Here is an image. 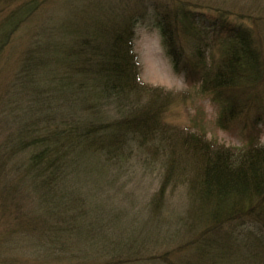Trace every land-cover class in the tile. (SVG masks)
Segmentation results:
<instances>
[{
	"label": "trees",
	"instance_id": "1",
	"mask_svg": "<svg viewBox=\"0 0 264 264\" xmlns=\"http://www.w3.org/2000/svg\"><path fill=\"white\" fill-rule=\"evenodd\" d=\"M29 1L6 15L0 50L34 11L36 0ZM77 1L83 3L74 8L66 4L70 21L45 32L54 39L44 40L20 62V81L26 82L20 94L30 103L18 110L22 125L15 137L19 140L14 137L0 145L5 158L0 156L9 165L15 162L19 171L17 181L5 183L0 201L16 202L15 209L21 213L8 215V225L15 228L6 229L0 244L18 232L22 248L34 254L35 264H102V259L109 264H141L142 256H147V240L92 237L94 223L86 224L78 210L83 209L85 197L74 195L68 181L93 170L104 174L115 164L119 168L129 156L147 170L152 158L159 156L164 177L187 180L193 199L213 218L211 231L192 236L182 254L180 250L172 257L179 264H210L211 260L264 264V143L255 144L251 137L237 150L166 123L167 102L181 93L140 79L133 34L142 13L126 0ZM171 6L154 3L153 25L175 67L184 58L185 68L194 69L188 52L201 68L200 74L195 72L199 91L222 97L217 124L226 129L251 107L261 117L264 36L245 25L243 14L222 11L209 28L198 23L183 1L174 0ZM209 31L213 47L217 37L225 45L217 62L206 67L201 59L208 56ZM143 95L148 99L143 100ZM29 148L23 161L12 160ZM72 194L76 205L71 204ZM162 194L159 188L151 207ZM172 257L162 258L175 264ZM1 258L0 264H6L7 256Z\"/></svg>",
	"mask_w": 264,
	"mask_h": 264
},
{
	"label": "rangeland",
	"instance_id": "2",
	"mask_svg": "<svg viewBox=\"0 0 264 264\" xmlns=\"http://www.w3.org/2000/svg\"><path fill=\"white\" fill-rule=\"evenodd\" d=\"M27 1L29 0H0L2 9L0 29L6 15L14 10L15 6ZM126 1L129 5L136 7L138 13H142V18L134 26L133 34L140 79L146 84H152L166 91L181 93L177 99L167 102L163 120L172 126L180 127L181 130L196 131L204 134L212 142H218L237 150L247 145L251 137H255V144H263L264 113L257 118L256 110L251 107L248 112L240 115L226 129L221 128L217 124V117L223 105L220 99L222 97H216L211 92L202 93L199 91L197 81L201 68L197 59L192 60L193 56L185 52L192 63L194 62L192 64L194 69L189 70L191 71L189 73L185 68L184 58H181L182 61L176 68L167 56L162 45L161 34L153 25L151 8L155 2L165 3L167 7L171 8L174 0ZM180 1L186 3L187 8L193 10L192 13L198 18V23H204L209 28L213 27V20L218 18L220 12L227 11L245 15L243 20L245 25L251 26L259 35L264 36V0ZM113 2L115 3V1ZM82 3L77 0L74 3L72 0H36V6L33 5V7L35 6L34 11H31L30 15L22 20L19 27L11 34L8 43L0 50V145L14 139L22 125L18 122V118H22L21 112L18 110L21 107H27L30 103L20 94L22 87L26 84L24 79L20 81L19 74L20 62L23 61L24 55L29 57L30 52L38 48L37 46H42L41 43L45 42L44 40L54 39L51 34H45L52 25L70 21L66 4H70V6L73 4L70 8H74ZM120 4L121 2L118 5ZM208 35L206 37L210 38L209 50L206 53L208 56L201 59L206 67L210 63L214 65L217 62L225 45L224 42L219 41L221 38L217 37L215 41L217 44L213 47L211 41L213 35L210 31ZM189 36L188 40L191 39L190 34ZM205 44L200 39L199 45L204 47ZM184 47L189 49L187 46ZM35 56L37 57V54L34 55V58ZM196 71L198 74L195 73ZM29 75L31 76V74ZM142 98L143 100L148 99L145 95ZM254 120L256 122L253 123ZM169 137L177 139L173 136ZM15 138L19 140L20 137ZM30 151L29 148L19 152L12 160L19 163L26 158ZM0 154L3 156V153L0 152ZM3 157L0 160V192L2 189L4 190L5 183L12 184L17 181L16 177L19 176V171H15L14 168L16 163H12L15 166L9 165L10 162L8 163L7 159L3 160ZM130 158V156L127 157L126 162L119 168L116 164L113 168H107L104 174L93 170L87 174L74 175L68 181L71 184L70 190L74 195L85 197L86 204L81 203L83 209L79 207L78 210L81 215L84 214L83 218L86 224L89 225V221L94 223L92 237L100 236V238L113 241H123L130 237H134L135 241L147 240L146 242L149 244L145 248L147 256H142L141 264H167V259L162 257L167 255L171 258L173 255H180V250L186 247L190 238L196 236L197 233L205 236L208 231H211L213 218L207 214L208 210L205 206L200 208V204L193 199L187 186V180L173 175L168 178L164 177L163 169L158 165L159 156L152 158V165L147 170L140 168L139 162L130 160ZM8 166L11 167L10 170ZM159 188L163 189L162 198L158 201L154 199L155 203L151 207V200L156 198ZM74 195L72 194L71 204L76 205ZM14 203L3 204V201H0V240L7 228H15L13 225H8L7 217H10L8 215L13 211L18 215L21 213L20 210L15 209L17 207ZM21 239L17 232L13 233L10 240L7 239V242L0 244V254L3 255L1 257L7 256L6 264L36 263V259L33 258L34 254L26 251V247L22 248ZM150 243H152V248L148 250ZM13 245L15 248L10 249ZM172 258H174L173 263L179 264L176 256ZM101 261L102 264L110 263L104 259ZM210 264H214L213 260L210 261ZM223 264L225 263L223 262Z\"/></svg>",
	"mask_w": 264,
	"mask_h": 264
}]
</instances>
